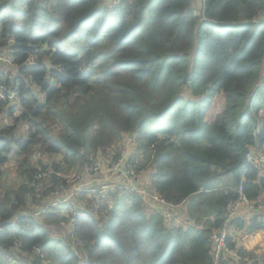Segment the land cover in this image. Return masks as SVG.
<instances>
[{
	"label": "trees",
	"instance_id": "1",
	"mask_svg": "<svg viewBox=\"0 0 264 264\" xmlns=\"http://www.w3.org/2000/svg\"><path fill=\"white\" fill-rule=\"evenodd\" d=\"M98 2L0 0V52L13 57L0 63V82L18 84L14 99L0 98V115L10 118L0 128V178L12 151L24 176L12 202H0V259L20 238L18 251L31 254V264H39L35 246L49 264H211L210 239L238 187L255 213L245 219L240 209L230 218L226 242L245 258L235 231L264 230L257 219L264 176L243 169L248 148L264 145V20L251 21L264 0H203L199 10L195 0H121L109 10ZM217 95L222 106L209 115ZM123 136L144 158L140 167L151 168L150 189L174 205L187 201L189 221L177 215L168 224L144 211L136 194L117 191L101 223L81 215L71 225L84 261L39 218H18L30 232L7 225L40 204L41 189L46 195L57 185L54 175L36 174L61 170L62 162L34 165L32 153L41 148L68 167L83 165ZM62 212L43 215L54 223Z\"/></svg>",
	"mask_w": 264,
	"mask_h": 264
},
{
	"label": "built area",
	"instance_id": "2",
	"mask_svg": "<svg viewBox=\"0 0 264 264\" xmlns=\"http://www.w3.org/2000/svg\"><path fill=\"white\" fill-rule=\"evenodd\" d=\"M120 1L121 0H99L98 7L104 10H109L120 3ZM202 1L203 0H201V4ZM260 20H264V9L260 11L251 21L253 23H257ZM27 62L31 63V58H29ZM0 63L11 65L13 64V57L9 52H0ZM11 86L13 87L11 88ZM11 86L7 87L5 83L0 82V98L7 97L11 100L14 99L13 97L15 96L18 86L17 81H15L14 85L12 82ZM261 114L262 113L259 112V117H261ZM257 132L258 129H256L255 133ZM92 158L93 157L90 158V161ZM118 159L113 161L110 164V167L106 170H103L106 165L96 168L97 172H95L92 176L85 178L81 182V179L78 180V182H75V180L69 181V179L64 177L55 178L57 180V185L52 191L46 195L45 193L42 195L43 189H41L35 195L36 197L42 196L40 204L34 205L33 209L28 212L21 211L19 214L15 215L9 221L8 226L16 228L18 225V218L20 216H33L37 219L39 215L47 213L55 208L63 209V212L67 215L66 221L69 220L70 228L76 218L81 215H89L101 223L103 220V218L101 219V214L105 211L104 207L111 201L108 195L116 193L119 190L136 194L142 201L147 213H154L158 211L166 218L167 223L173 220L177 215H175L174 212L171 214H165L164 211H173L178 207V205L166 202L157 193L150 189L148 183H138V176L141 174V170L136 167V164L129 162L127 159V162L130 165L119 168ZM249 167H252L260 175L264 176V145L259 146L254 144L248 148L244 157L243 169L246 171ZM109 172L111 175L115 174L123 178L129 177L127 184L122 185L118 181H113L109 176ZM51 173L54 175L57 172L51 169L40 171L36 174V178H48ZM236 194V199L229 202L228 212L220 229H218L210 239L212 254L211 264H255L258 262L255 255L251 258L246 256L245 258H241L234 250L227 247L226 241L229 233L228 222L230 218L237 215L242 205H251L242 193L241 187L237 188ZM251 208L254 209L253 206ZM258 209L263 211V213L258 215L257 219L264 221V203H261ZM20 229L23 232H28L31 230V227L28 224H24L20 227ZM0 232H3L1 228ZM8 235L10 236V234ZM12 246L19 249L21 246L20 238H14ZM31 253H33L39 264H48L44 253L38 247H33ZM28 254L23 253L25 256L20 259L22 264H31V254L30 257L27 256Z\"/></svg>",
	"mask_w": 264,
	"mask_h": 264
},
{
	"label": "rangeland",
	"instance_id": "3",
	"mask_svg": "<svg viewBox=\"0 0 264 264\" xmlns=\"http://www.w3.org/2000/svg\"><path fill=\"white\" fill-rule=\"evenodd\" d=\"M195 2H193V5H195L196 9H200L201 8V0H195ZM198 9V10H199ZM262 71L264 72V61L262 64ZM222 104V99H221V95H217L214 98V103L213 106L209 109V115H212L216 112H218L221 108ZM18 108V107H17ZM15 113H17V111H15ZM10 122V118L6 117L4 114L0 115V128L2 127V125H5L6 123ZM264 125V119L262 118V116L259 119V126ZM20 130H23L26 128V124L20 125ZM52 129V128H51ZM53 130V129H52ZM59 130L58 129H54L53 133H58ZM134 145H130V137L128 136H123L120 140L114 142L111 146H109L105 153L99 154L96 157L91 155V157H93L91 159L90 162H88L87 164H81L79 161L75 162L72 166H69V162L67 160L62 159V156L59 154H52L50 156H48L47 154H45L43 151H41V148L38 149L37 151H35V153H32V158H31V162L36 165V163L34 161H40L44 164H49L50 162H62V168L61 170H56L54 174L55 178H59V177H64L66 179H69V181L75 180V182H78V180L83 181L85 178H88L90 176H92L96 171V168L100 167V166H105L103 168V170H106L110 167V164L113 161L112 159V154L113 152H115L117 155L120 154V158L119 160V165L118 167H123V166H128L130 165L127 162V159L129 162L134 163V164H138L139 165V169L140 171V175L138 176V183L142 182V183H147L150 182L151 183V168L145 163L146 167H140L141 163L144 162V158L142 157L141 154L137 153L134 149ZM8 160L5 164L2 165L1 169H2V175L0 178V202L4 201L3 203H5L2 207L8 206L15 195L16 190L18 189V187L21 185V183L24 181V176H22L19 170V164L22 160V157L15 154L14 151H12L10 154H8ZM34 159V160H33ZM30 163V161H29ZM85 166H87L85 168ZM87 169V170H85ZM51 175H53V173L50 174L49 177H51ZM109 176L111 177V179L113 181H118L120 184L122 185H126L129 177L127 178H123V177H119L115 174L111 175V173L109 172ZM221 185V184H220ZM50 184L47 186L49 187ZM120 191V195H123V193H125V191ZM115 193L113 194H109L108 197L114 201L113 197H114ZM109 199V200H110ZM110 203V202H109ZM185 203V204H184ZM184 203H182L180 206H178L177 208H175L173 211H164V213H168L171 214L174 212L175 215H178L181 217V219H187L188 220V214H186V210H187V201H185ZM144 209V208H143ZM28 211V210H26ZM61 217V216H60ZM39 220H40V226H42L47 232L48 234L53 237L58 239L59 241H61L64 244L67 245H72L73 247H75L74 251L75 253L79 256L80 261H84L85 256H86V251L84 250V243L82 242V240L77 239L75 237L72 236L71 232H70V225H69V220L67 221H55L54 223L49 220V215H39ZM102 215H101V219H102ZM189 221V220H188ZM172 222V221H169ZM191 223V222H189ZM169 224V223H168ZM241 234L243 236H248L249 234L247 233H243L241 232ZM257 241V236L254 238V242ZM240 242V240H239ZM241 243V242H240ZM77 246V248H76ZM5 252L3 255V258L0 259V264H13L14 261H12V256L16 257V253L15 250H13L12 248H5L3 247ZM251 251V250H249ZM254 255L255 258L258 260V262L256 264H264V261L262 260V254L258 253V252H253V250L251 251ZM248 258H251L249 255H245ZM15 264H22L19 260L15 262Z\"/></svg>",
	"mask_w": 264,
	"mask_h": 264
},
{
	"label": "crops",
	"instance_id": "4",
	"mask_svg": "<svg viewBox=\"0 0 264 264\" xmlns=\"http://www.w3.org/2000/svg\"><path fill=\"white\" fill-rule=\"evenodd\" d=\"M263 197H264V192L261 194V198L258 201H260ZM250 206L252 207L253 205L251 204ZM250 206L242 205L241 207V214L245 219H248L249 217H251V215H254L255 213V209L251 208ZM256 236H257V241L254 242V238ZM234 239L237 242V244H240L244 248V250L246 251V255L251 253L252 250L253 252L256 251L260 254L264 253V230L253 232L248 236H243L241 234V231L238 230L235 231L234 233ZM239 240L241 243L239 242Z\"/></svg>",
	"mask_w": 264,
	"mask_h": 264
},
{
	"label": "clouds",
	"instance_id": "5",
	"mask_svg": "<svg viewBox=\"0 0 264 264\" xmlns=\"http://www.w3.org/2000/svg\"><path fill=\"white\" fill-rule=\"evenodd\" d=\"M147 183H148V185H149V187L151 188V183L150 182H148L147 181ZM152 190V189H151ZM142 202V201H141ZM143 208H144V206H143ZM56 209V208H55ZM53 211H54V209H52V210H50L49 212H47V213H53ZM144 211H145V208H144ZM60 216L62 217V218H64V220L63 221H66V214L64 213V212H62L61 214H60ZM60 217V218H61ZM10 221V220H9ZM9 221H8V223H9ZM59 221H61V220H59ZM59 221H57V222H59ZM8 223H7V225H8ZM37 223L38 224H40V220L38 219L37 220ZM24 224H27V223H23V224H19V221H18V225H17V227L16 228H18L19 226L21 227L22 225H24ZM29 225V224H28ZM30 227H31V229H33V226L32 225H30ZM1 228V227H0ZM31 231V230H30ZM30 231H28V232H30ZM35 247H37V246H35ZM10 248V247H9ZM13 250H15V253H16V258H18V260L20 261V259H22L23 258V256H25V255H23V253H21L20 251H18V249H16V248H14V247H11ZM39 248V247H38ZM20 249V248H19ZM40 249V248H39ZM41 250V249H40ZM42 251V250H41ZM43 252V251H42ZM31 253V252H30ZM44 253V252H43ZM20 255V256H19ZM44 255H45V253H44ZM45 258H46V256H45ZM18 260H15L14 262H13V264H15V262L16 261H18ZM46 260H47V258H46ZM13 261V260H12ZM48 261V260H47ZM21 262V261H20ZM49 264V263H48Z\"/></svg>",
	"mask_w": 264,
	"mask_h": 264
}]
</instances>
